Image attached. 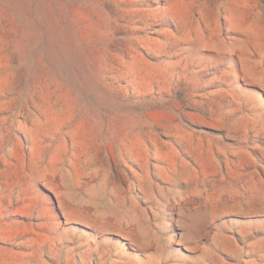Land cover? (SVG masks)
<instances>
[{"label":"rangeland","instance_id":"obj_1","mask_svg":"<svg viewBox=\"0 0 264 264\" xmlns=\"http://www.w3.org/2000/svg\"><path fill=\"white\" fill-rule=\"evenodd\" d=\"M0 264H264V0H0Z\"/></svg>","mask_w":264,"mask_h":264}]
</instances>
